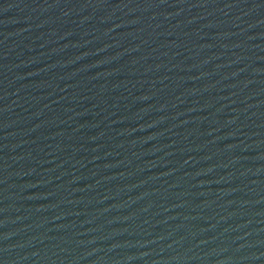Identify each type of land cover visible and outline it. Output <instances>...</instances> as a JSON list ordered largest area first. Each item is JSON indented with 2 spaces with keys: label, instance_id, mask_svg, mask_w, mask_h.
<instances>
[{
  "label": "water",
  "instance_id": "1",
  "mask_svg": "<svg viewBox=\"0 0 264 264\" xmlns=\"http://www.w3.org/2000/svg\"><path fill=\"white\" fill-rule=\"evenodd\" d=\"M0 264H264V0H0Z\"/></svg>",
  "mask_w": 264,
  "mask_h": 264
}]
</instances>
